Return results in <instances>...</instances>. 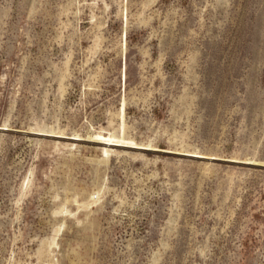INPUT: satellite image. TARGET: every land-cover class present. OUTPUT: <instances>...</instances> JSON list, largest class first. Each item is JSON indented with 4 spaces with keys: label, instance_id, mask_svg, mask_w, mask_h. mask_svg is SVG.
I'll use <instances>...</instances> for the list:
<instances>
[{
    "label": "rangeland",
    "instance_id": "obj_1",
    "mask_svg": "<svg viewBox=\"0 0 264 264\" xmlns=\"http://www.w3.org/2000/svg\"><path fill=\"white\" fill-rule=\"evenodd\" d=\"M0 264H264V0H0Z\"/></svg>",
    "mask_w": 264,
    "mask_h": 264
},
{
    "label": "bare ground",
    "instance_id": "obj_2",
    "mask_svg": "<svg viewBox=\"0 0 264 264\" xmlns=\"http://www.w3.org/2000/svg\"><path fill=\"white\" fill-rule=\"evenodd\" d=\"M105 142V144H112V143H109L108 141H104ZM104 150H105V152L106 153H108L109 152V150L107 149V148H104ZM67 209L64 207V206H62L59 210H57L56 212H64V211H66ZM60 229H61V224L59 225V227L57 228V230H56V234L54 233L53 234V237H52V242L51 243H54L55 244V239H56V235L58 234V232L60 231Z\"/></svg>",
    "mask_w": 264,
    "mask_h": 264
}]
</instances>
